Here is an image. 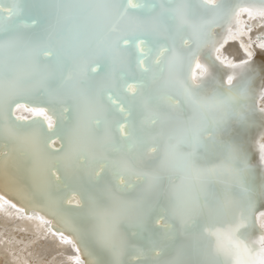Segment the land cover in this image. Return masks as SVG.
I'll return each instance as SVG.
<instances>
[{
    "label": "snow or ice",
    "instance_id": "obj_1",
    "mask_svg": "<svg viewBox=\"0 0 264 264\" xmlns=\"http://www.w3.org/2000/svg\"><path fill=\"white\" fill-rule=\"evenodd\" d=\"M0 202L68 264H264V0H0Z\"/></svg>",
    "mask_w": 264,
    "mask_h": 264
},
{
    "label": "bare ground",
    "instance_id": "obj_2",
    "mask_svg": "<svg viewBox=\"0 0 264 264\" xmlns=\"http://www.w3.org/2000/svg\"><path fill=\"white\" fill-rule=\"evenodd\" d=\"M259 25V21H249ZM23 116L32 115L23 109ZM66 246L51 237L45 239V226L17 213L6 205L0 207V264H68Z\"/></svg>",
    "mask_w": 264,
    "mask_h": 264
},
{
    "label": "water",
    "instance_id": "obj_3",
    "mask_svg": "<svg viewBox=\"0 0 264 264\" xmlns=\"http://www.w3.org/2000/svg\"><path fill=\"white\" fill-rule=\"evenodd\" d=\"M17 115H20V114L17 113ZM25 117H28V118H30V119L33 118L32 115H30V116H25ZM0 204H2V202H0ZM0 207H1V206H0ZM20 214H23L24 216H28V215H30V214H28V213H20ZM32 215H34V213H33ZM46 227H47V226H45V228H46Z\"/></svg>",
    "mask_w": 264,
    "mask_h": 264
}]
</instances>
